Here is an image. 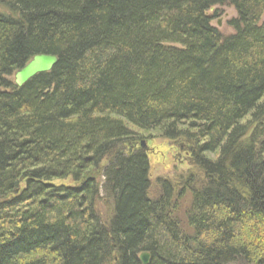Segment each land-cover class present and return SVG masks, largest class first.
Wrapping results in <instances>:
<instances>
[{"label": "trees", "instance_id": "16d2710c", "mask_svg": "<svg viewBox=\"0 0 264 264\" xmlns=\"http://www.w3.org/2000/svg\"><path fill=\"white\" fill-rule=\"evenodd\" d=\"M263 16L264 0H0V264H264ZM42 54L56 66L18 88ZM156 139L188 169L152 193Z\"/></svg>", "mask_w": 264, "mask_h": 264}, {"label": "rangeland", "instance_id": "374dc122", "mask_svg": "<svg viewBox=\"0 0 264 264\" xmlns=\"http://www.w3.org/2000/svg\"><path fill=\"white\" fill-rule=\"evenodd\" d=\"M208 15L213 17L211 25L221 34L224 36L233 34V30L229 26V21L236 18V12L233 8L214 7L208 12ZM262 22H264V16ZM146 150L150 161L152 193L156 192L155 186L159 179L172 178L175 174L188 169L185 155L177 145L156 139L148 143Z\"/></svg>", "mask_w": 264, "mask_h": 264}, {"label": "water", "instance_id": "95a60500", "mask_svg": "<svg viewBox=\"0 0 264 264\" xmlns=\"http://www.w3.org/2000/svg\"><path fill=\"white\" fill-rule=\"evenodd\" d=\"M220 25V24H219ZM58 63V57L53 55H37L32 58L22 69L14 75V83L18 88L23 87L33 78L38 75L50 73ZM142 148L146 150L145 142H142ZM142 264H148L149 254L143 253L140 255Z\"/></svg>", "mask_w": 264, "mask_h": 264}]
</instances>
